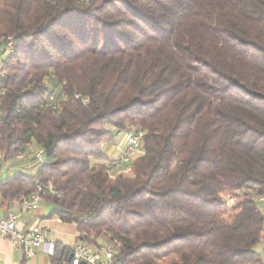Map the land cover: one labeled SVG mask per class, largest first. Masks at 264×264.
<instances>
[{"label":"trees","instance_id":"trees-1","mask_svg":"<svg viewBox=\"0 0 264 264\" xmlns=\"http://www.w3.org/2000/svg\"><path fill=\"white\" fill-rule=\"evenodd\" d=\"M0 53V166L45 153L1 203L39 191L118 264H263L264 0H0Z\"/></svg>","mask_w":264,"mask_h":264},{"label":"crops","instance_id":"crops-1","mask_svg":"<svg viewBox=\"0 0 264 264\" xmlns=\"http://www.w3.org/2000/svg\"><path fill=\"white\" fill-rule=\"evenodd\" d=\"M125 150L126 141L124 134H120L115 140L105 144L107 157L119 158L124 154ZM17 160L18 158L11 161L10 166L7 168L0 166L3 177L11 175L18 170L33 175L37 164L35 158ZM260 206L264 211V202H260ZM52 209L53 206L43 200L30 213L22 211L21 200H14L5 204L0 202V216H5L8 212L14 211L19 214L17 225L20 229L28 230L35 224L39 225L45 229L46 240L55 243L54 255L47 252L44 247H40L33 256L28 257L12 239L0 235V264H70V251L84 241L80 239V231L77 225L63 222L57 216H52L50 214ZM91 247L96 248L97 246L92 245ZM257 249L262 254L264 264V241L258 244Z\"/></svg>","mask_w":264,"mask_h":264},{"label":"built area","instance_id":"built-area-1","mask_svg":"<svg viewBox=\"0 0 264 264\" xmlns=\"http://www.w3.org/2000/svg\"><path fill=\"white\" fill-rule=\"evenodd\" d=\"M141 138H143V131L127 133L125 137L126 150L121 157H128L129 159L131 151L139 150ZM44 156L43 149L35 153L38 163L44 162ZM129 172L130 168L125 173ZM2 176V171L0 170V179ZM228 200L230 203H234L235 199L229 198ZM259 200L264 202V197H260ZM21 201L22 211L30 213L38 207L41 196L39 191H37L28 196H23ZM18 219L19 214L14 211L8 212L5 216H0V235L12 239L28 257L33 256L40 247H44L52 255L55 254V243L46 240L45 229L43 227L35 224L28 230H22L17 225ZM115 257L116 253L111 250L108 243H104L101 247L92 248L87 243L80 242L70 251L69 262L70 264H80L81 262L89 264H114Z\"/></svg>","mask_w":264,"mask_h":264},{"label":"bare ground","instance_id":"bare-ground-1","mask_svg":"<svg viewBox=\"0 0 264 264\" xmlns=\"http://www.w3.org/2000/svg\"><path fill=\"white\" fill-rule=\"evenodd\" d=\"M144 132H143V136H144ZM142 141H143V138L140 139V149L139 150H134V151H131L129 153V159L128 157H122V159L120 160L119 159V162L120 164H123V165H126L124 166V168L121 170V172H126L127 169L130 168V171H131V167H130V162L133 161V159L138 156L139 154L142 153ZM122 166V165H121ZM120 170V169H119ZM109 247L111 248V250L114 252V248L109 244ZM114 264H118L115 259H114Z\"/></svg>","mask_w":264,"mask_h":264},{"label":"rangeland","instance_id":"rangeland-1","mask_svg":"<svg viewBox=\"0 0 264 264\" xmlns=\"http://www.w3.org/2000/svg\"><path fill=\"white\" fill-rule=\"evenodd\" d=\"M6 54H7V53H3V54L0 53V66H1L2 60H3V58L5 57ZM125 137H126V135H125ZM125 141H126V140H125ZM35 151H36V148L33 147L32 149L29 150V153H31V154H29V153L27 152L26 154H23V155L17 157V158H18L17 161L25 160V159L30 158V157H32V158L34 159V157H35ZM17 158H16V159H17ZM16 159H15V160H16ZM119 159L121 160L122 157H120ZM1 165L3 166V168H7V167L10 166V162L4 161V162H2ZM120 172H121V170H117V171L114 173V175H117V174H119ZM124 173H125V172H124ZM234 201H235V200H234Z\"/></svg>","mask_w":264,"mask_h":264},{"label":"water","instance_id":"water-1","mask_svg":"<svg viewBox=\"0 0 264 264\" xmlns=\"http://www.w3.org/2000/svg\"><path fill=\"white\" fill-rule=\"evenodd\" d=\"M80 264H89V263H87V262H81Z\"/></svg>","mask_w":264,"mask_h":264}]
</instances>
